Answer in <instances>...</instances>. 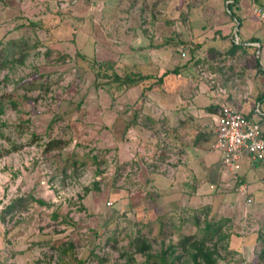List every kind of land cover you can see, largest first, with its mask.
I'll return each instance as SVG.
<instances>
[{"label": "rangeland", "instance_id": "1", "mask_svg": "<svg viewBox=\"0 0 264 264\" xmlns=\"http://www.w3.org/2000/svg\"><path fill=\"white\" fill-rule=\"evenodd\" d=\"M178 2L128 0L126 7L137 8L135 24L153 17L159 22L153 37L162 33L183 42L186 56L180 58L174 47L165 68L140 69L145 75L170 73L127 86L121 78L137 72L114 61L108 68V61L98 60L115 56L101 48L98 60L92 59L83 20L70 15L66 1L0 0V264H192L191 244L202 241L220 256L226 243L219 239L223 220L218 227L206 209L170 215L146 207V165L157 162L163 156L157 151L166 148L162 140L152 143L162 138L165 84L176 93L174 105L180 93L190 92L185 98L194 100L204 88L214 94L222 90L226 96L220 103L234 106L232 99L243 103L248 91L244 55L239 53L241 60L232 66L222 59L206 63L197 59V44L172 36L177 25L189 28L184 12L195 0H182L181 14ZM212 6L209 0L207 8ZM204 25L202 15L190 18L193 34ZM207 57L212 61L213 52ZM137 119L156 128L150 144L136 139L131 144ZM53 141L61 143L47 149ZM185 238L190 240L183 250ZM142 245L148 247L143 254L138 253ZM167 246L174 248L170 255L162 252ZM157 252L163 255L146 258Z\"/></svg>", "mask_w": 264, "mask_h": 264}, {"label": "crops", "instance_id": "2", "mask_svg": "<svg viewBox=\"0 0 264 264\" xmlns=\"http://www.w3.org/2000/svg\"><path fill=\"white\" fill-rule=\"evenodd\" d=\"M62 1H66L63 5L68 7L72 17L82 18L83 40L86 48L90 49L92 59L98 60L97 48H101L115 58L98 61H114L126 70L154 80L166 72L160 70L157 76L155 73L145 75L140 69L148 70L155 66L165 68L173 61L174 47L177 55L182 57L184 50L180 44L183 42L168 40L166 34L162 33L153 37L154 24L159 23L153 17L140 26L134 23L137 8L126 7L128 0ZM208 2L203 0L199 5L195 0L192 8L184 12L189 28L182 31L177 25L171 34L176 37L181 35L183 41L197 44L201 50L197 59L206 63L216 64L222 59V64L232 66L241 60L239 53L244 55L242 62L249 66L245 78L248 90L246 99L240 104L233 99L231 102L259 124L264 138V98L257 100L264 93V21L253 13L255 7L264 9V0H212V9L207 8ZM244 5L249 7L244 8ZM180 6L179 14L184 9ZM197 13L202 15L206 25L193 34L190 18ZM148 31L152 34L147 39L144 34ZM96 32L101 36L97 38ZM208 50L217 59L213 57L211 61L207 57ZM163 90L164 102L159 105L163 112L162 138L152 143L157 145L162 140L166 148L157 151L158 155L163 156L157 162L146 165V172L141 170L147 174L144 186L149 187L145 192L147 197L150 196L146 207L154 212L166 209L170 215L176 211L192 213L206 209L215 221H219L216 223L218 227L221 220L225 223V230L218 228L223 231L219 239L226 241L222 249L224 253L220 252L215 264H264L258 259L264 255V161L253 163L247 157L241 158L238 181L225 182L220 173L221 154L213 149L216 141L215 120L222 105L220 102L226 94L222 90L221 93H210L203 88L194 100L185 98L190 96V92L180 93L179 103L175 102L174 105L175 91L168 89L166 84ZM140 117L142 114L139 112ZM143 121L137 119L132 125L134 140L131 144L135 139L141 144H150L151 136L157 134L155 127H143ZM147 124H150L148 120ZM239 184L246 186V193L238 189ZM160 252L149 256L159 257Z\"/></svg>", "mask_w": 264, "mask_h": 264}, {"label": "built area", "instance_id": "3", "mask_svg": "<svg viewBox=\"0 0 264 264\" xmlns=\"http://www.w3.org/2000/svg\"><path fill=\"white\" fill-rule=\"evenodd\" d=\"M253 13L264 21V9L255 7ZM181 56L184 57L185 53L182 52ZM215 122L213 149L221 154L220 173L225 182L238 181L241 158L247 157L253 163L264 161V138L260 126L229 104L221 105ZM238 189L246 193L245 185L239 184Z\"/></svg>", "mask_w": 264, "mask_h": 264}, {"label": "trees", "instance_id": "4", "mask_svg": "<svg viewBox=\"0 0 264 264\" xmlns=\"http://www.w3.org/2000/svg\"><path fill=\"white\" fill-rule=\"evenodd\" d=\"M105 66H107L108 68H112L114 65L113 64H110V62H107L104 64ZM101 65H99L98 67V73H100L101 71ZM168 73L170 72H166L164 75H167ZM115 74V73H114ZM114 79H120L119 76L117 74L114 75ZM145 79H148L146 76H140V75H137V74H125L124 77L121 78V82L124 84V85H127V86H130V85H133L134 83H138L142 80H145ZM162 79V77H161ZM262 98H264V93L261 94L260 96H258L257 100H262ZM60 141H53V142H50L48 145H47V149H52L54 146H59L60 145ZM39 203L42 204V201H38ZM212 226L210 224L207 225V229H210ZM190 239L188 238H185L181 243H180V246L182 247V249L184 250L186 244H188ZM138 242L140 243V240L137 241V244ZM143 247L139 248L138 249V253H144L146 252V250L148 249V247L146 245H142ZM192 248L193 249V253L189 252V256L191 258V261H192V264H215L217 259L219 258L217 256V252L215 251H210L208 249L205 248L204 246V242L202 241L201 243H196L194 242L193 244H191ZM67 251H69V249L67 250H63L62 254H66ZM174 252V248H172V246H170L167 251H164L163 254H167L170 253L172 254ZM162 254V255H163ZM162 255H160L159 257H161ZM146 258H150V256H147ZM179 257H177L178 259ZM77 259V258H76ZM259 262L262 263L264 262V255H261L259 258ZM77 261V260H76ZM67 264V263H65ZM78 264H83L81 261L78 262Z\"/></svg>", "mask_w": 264, "mask_h": 264}]
</instances>
